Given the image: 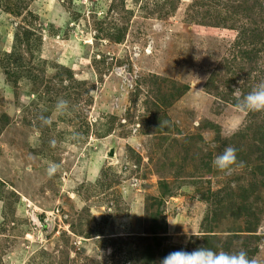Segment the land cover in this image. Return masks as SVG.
Listing matches in <instances>:
<instances>
[{
    "label": "rangeland",
    "instance_id": "obj_1",
    "mask_svg": "<svg viewBox=\"0 0 264 264\" xmlns=\"http://www.w3.org/2000/svg\"><path fill=\"white\" fill-rule=\"evenodd\" d=\"M231 1L0 0V264H141L155 214L167 250L202 247L207 225L248 241L246 220L208 224L230 190L254 195L264 159V112L234 119L264 82V2ZM229 145L244 166L224 175Z\"/></svg>",
    "mask_w": 264,
    "mask_h": 264
},
{
    "label": "trees",
    "instance_id": "obj_2",
    "mask_svg": "<svg viewBox=\"0 0 264 264\" xmlns=\"http://www.w3.org/2000/svg\"><path fill=\"white\" fill-rule=\"evenodd\" d=\"M231 2H233L234 4L238 3V6H241L240 8H242V11H247L248 9H255L254 7H256L261 2H264V0H252L251 6H248L249 3H251L250 0H233ZM249 130L253 131V142L257 144L259 148H261V146L264 147V125L257 126L256 128L249 127ZM244 137L245 136L243 135V138ZM262 152L264 156V149ZM259 171L260 172L256 174L257 179L254 181V183L251 184L253 185L252 192L254 195H252L251 197L247 196V191L245 190H241L243 194L240 193L239 195H234L233 192H235L236 190H230L226 194L225 198H223L220 202L219 208L215 209L210 220L208 221V224L218 225L226 217H232L234 219V223L236 224H242V222L246 220L244 222V227L242 228V226H239V229L245 231V233L251 234L249 235L250 238L248 239V241H245L238 246H234V243H236V241L240 239V237H237L235 233H238L240 231H237V229L234 228L230 231L232 235L226 238H222L214 233L213 227L207 225L204 236H202V247H210L217 251L223 250L229 252H235L243 249L246 250L248 252V255L250 256L256 255L259 252L258 245H260L262 238L256 235L259 230V224L261 222L258 217L260 216L258 210V206H260V204H258L257 193L258 191L261 192L264 189V159L261 162V168H259ZM167 192L168 187H165L164 193ZM159 204H162V202H160ZM159 218V214H155L152 216L154 226L151 229V234H153L154 236L152 238L143 237V239H141V252H139L141 255V257H139L141 264H157V261L159 262L160 259L173 251L172 249L167 250L165 247H163L162 241L165 237L160 238L157 236L160 230H166L165 227L162 228L158 225ZM239 220H242L241 223ZM200 247L201 245L198 248Z\"/></svg>",
    "mask_w": 264,
    "mask_h": 264
},
{
    "label": "clouds",
    "instance_id": "obj_3",
    "mask_svg": "<svg viewBox=\"0 0 264 264\" xmlns=\"http://www.w3.org/2000/svg\"><path fill=\"white\" fill-rule=\"evenodd\" d=\"M234 95L241 97V89L235 88ZM238 115L234 119H239L242 115L249 113L264 112V82H260L242 98L237 100L235 105ZM54 114L67 115L70 113L69 101L64 98H58L52 109ZM41 126H51L53 120L51 116L44 114L38 117ZM201 136L205 144L214 147L210 143V133L208 131L202 132ZM70 140L77 141L82 139L81 133H74L69 137ZM52 147L56 146V141H50ZM244 162L240 161L237 156V149L234 146H226L219 153L214 154L212 159V167L224 175H231L237 169L242 168ZM56 163H50L46 172L49 177L56 174L59 169ZM158 264H257L255 258L249 257L246 250H239L235 252L217 251L210 247H200L192 251L177 250L172 251L165 257L159 260Z\"/></svg>",
    "mask_w": 264,
    "mask_h": 264
},
{
    "label": "water",
    "instance_id": "obj_4",
    "mask_svg": "<svg viewBox=\"0 0 264 264\" xmlns=\"http://www.w3.org/2000/svg\"><path fill=\"white\" fill-rule=\"evenodd\" d=\"M111 156H113V153L111 154Z\"/></svg>",
    "mask_w": 264,
    "mask_h": 264
}]
</instances>
